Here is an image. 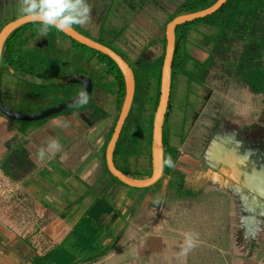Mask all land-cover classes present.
Instances as JSON below:
<instances>
[{"label":"crops","instance_id":"crops-1","mask_svg":"<svg viewBox=\"0 0 264 264\" xmlns=\"http://www.w3.org/2000/svg\"><path fill=\"white\" fill-rule=\"evenodd\" d=\"M184 1L173 7L175 12ZM87 2L91 12L88 21L77 26L80 31L114 50L132 72L142 64H148L157 75L155 65L165 53V28L170 22L169 16L174 13L166 15V10L170 9L165 5L166 0H121L120 3H125V11L133 12V18L118 13L119 0ZM18 7L19 0H0V30L21 18ZM157 17L161 24L154 26L152 23ZM39 27L32 22L18 27L21 30L14 38V46L20 45V48L14 53V66L3 62L4 43L0 49V164L15 147L23 148L32 163L31 170L20 180L11 181L0 170V179L8 188L6 192H13L18 202L26 198L35 210L49 217L51 226L61 225V233L64 231L69 235L65 238L67 241L71 239L70 232L88 218L95 204L100 201L108 205L110 211L99 219V249L97 253L89 254L92 258L85 261L86 264L97 261L103 264H196L199 249L209 242L207 235L213 233L215 226V216L208 209V202L218 196L225 199L222 174L214 164L198 161L192 153L185 155L175 147L174 167L166 175L162 170L161 177L152 185L133 188L120 182L111 174L106 162L108 145L123 103L118 111L115 79L95 54L73 46L69 39L53 32L41 35ZM192 36L191 33V41L201 44L199 37ZM70 55L77 60L73 62ZM190 80H183L182 76L171 78L170 75L169 105L165 114L168 134L173 132L168 130H173L171 124L177 120L171 115L175 106L172 101L188 115L193 109L188 101L178 104L175 100L179 93L178 83H185L181 90L186 89L189 95L195 94L201 99L199 88L203 84ZM156 81H153L155 85ZM80 91L88 94L89 101L77 108L74 100ZM153 94H147V98H153ZM149 101L148 105L151 104ZM1 109L23 115L47 113L43 118L27 121L6 116ZM150 112L144 109L146 115ZM52 139L59 142L60 148L49 153L45 160H38L36 153L41 147L46 148ZM173 144L170 138L168 146ZM143 156L147 158L144 153ZM147 170L148 160L143 170L134 173ZM177 171L184 173V179L187 176L193 188L206 195V202L199 195L195 197L197 202L175 195L165 198L167 189L177 182L174 173ZM199 203L205 205L202 204L204 210L198 209ZM217 216L220 221L217 219L216 227L221 229L225 211ZM7 218V213L0 208V264H31L30 260L24 262L23 259L29 246L18 239L14 221H7ZM186 234H191L190 248L185 243ZM100 253L102 255L96 259Z\"/></svg>","mask_w":264,"mask_h":264},{"label":"rangeland","instance_id":"rangeland-1","mask_svg":"<svg viewBox=\"0 0 264 264\" xmlns=\"http://www.w3.org/2000/svg\"><path fill=\"white\" fill-rule=\"evenodd\" d=\"M182 1L166 0L165 5L170 8L166 10V15L173 13L175 9L173 7ZM120 2L121 0L117 2L118 13L133 18V12L125 11V3ZM160 21L157 17L152 24L160 25ZM200 37L198 39L201 40ZM189 48L191 51L196 50L194 54L197 56L199 49L192 44ZM240 50L241 44H235L234 51ZM189 55L192 58L194 56L193 53ZM203 56L200 55L199 60H202ZM72 58L73 62L77 60ZM85 68L88 69V66L86 65ZM186 69L189 71V79L193 77V80H197L198 72H195V68L190 64ZM153 72L154 69L150 68L147 75L148 95L153 94L156 88L153 82L156 75ZM182 77L183 80L187 79L185 76ZM177 88L179 93L174 99L178 104L188 101L193 109L188 115L182 111L181 106H176L171 95L170 103L172 101L173 106L175 105L174 114L171 115L177 120L171 124L173 130L169 125L168 131L175 133L173 136L170 135L174 144L177 145V149L180 148L181 153L185 155L192 153L198 161L214 164L225 179V183L222 184L225 185V199L218 196L208 202L210 206L208 209L212 216H215L213 220L215 226L213 233L208 227L211 232L207 233L209 242L199 249L196 264H264V92L236 84L231 78L223 76L218 67L210 70L203 87L199 88L201 99L195 94L189 95L186 89L181 90L185 88L183 82L178 83ZM146 109L152 110V104ZM183 115H186L185 118ZM181 128L182 132L178 137L177 133ZM146 164L147 158L139 157L136 164L138 172L143 170ZM174 173L179 185L173 182L167 189L165 198L175 195L196 201L195 197L199 195L200 199L206 202V195L200 189L193 188L188 182L189 178L186 176V180L184 179V173L179 171ZM146 174L147 171L139 173L141 176ZM0 180V208L7 213V221H14L18 239L23 240L30 248L25 251L24 262L30 260L31 264H34L33 260L36 258L66 248L74 253L77 259L74 264H86L87 259L77 255V251L74 252V246L71 245L77 229L70 232L69 241L65 240L69 235H65L64 231L61 233L59 229L61 225L55 223L54 227L51 226L49 217L46 218L35 210L33 204L26 198L22 197L21 202L16 201L13 192L9 194L6 192L8 188L5 181ZM134 190L133 192L136 193ZM134 200L132 202L135 203ZM139 200L140 198L137 197V201ZM202 204H198V209L204 210ZM224 211L225 223L219 227L221 229H218L216 223L217 219L220 220L217 215ZM98 256L96 255V259ZM94 264L103 263L97 261Z\"/></svg>","mask_w":264,"mask_h":264},{"label":"trees","instance_id":"trees-1","mask_svg":"<svg viewBox=\"0 0 264 264\" xmlns=\"http://www.w3.org/2000/svg\"><path fill=\"white\" fill-rule=\"evenodd\" d=\"M216 1L185 0L179 9L169 16L168 22L176 16L207 9ZM201 28L202 30H199ZM73 29L85 36L77 26H73ZM20 30L21 28L14 30L4 42L2 48V56L5 59L3 62L9 66H14L16 63L14 61V53L19 50L20 45L14 46V38ZM50 32L69 39L75 47L95 54L99 61L106 66L107 72L113 76L118 85L117 106L119 111L125 90L123 77L116 64L108 56L79 44L62 32H57L55 29H51ZM191 33L193 34L192 38L197 37L195 34L202 35L201 37L199 36L202 38L199 40L202 45H197L195 41L189 39ZM174 34L175 45L171 63V78L185 76L189 79V71L186 68L191 64L195 68V72H198V77L197 80H193L194 78L192 77L190 81H195L201 85L205 83L210 70L218 67L223 76L231 78L236 84L250 87L257 92H264V0H226L211 15L177 26ZM237 43L241 44L239 52L234 51V45ZM49 44H52V42L49 41ZM190 44L199 49L197 50V56L194 54L196 50H189ZM109 49L112 50L111 48ZM112 51L114 52V50ZM189 53H193L196 59L194 56L192 58ZM200 55H204L202 60H199ZM232 57L234 61H232ZM162 60L163 58L155 65L157 68V81L153 98H147L146 94L149 65L142 64L138 70H133L135 83L133 101L113 152L116 169L132 179L147 178L151 174L150 145L152 123L159 99ZM149 100H151L152 110L146 115L144 109L149 104ZM165 123L166 116L162 130L163 160L171 157L174 163L175 147L177 145L168 146L169 139L174 135V132L171 134L165 133V131L167 132ZM181 132L182 128L177 133L178 137ZM143 153L147 155L148 170L146 175L141 176L138 172H136L138 175L134 172L137 170L138 158L143 156ZM116 161H118V164ZM31 168L32 163L28 159L27 152L21 147H15L0 164L1 173L11 181L20 180ZM170 169L167 166H163V175H166ZM108 211H110L109 206L99 201L89 211L88 218L75 231V238L71 242L75 249L73 251H77V255L86 258V261L92 258L88 257L89 254L97 253L99 249L97 244L98 231L101 227L99 219L102 214H107ZM75 258L71 250L62 248L54 250L43 257L36 258L33 263L74 264L77 260Z\"/></svg>","mask_w":264,"mask_h":264},{"label":"water","instance_id":"water-1","mask_svg":"<svg viewBox=\"0 0 264 264\" xmlns=\"http://www.w3.org/2000/svg\"><path fill=\"white\" fill-rule=\"evenodd\" d=\"M226 0H217L213 5L209 8L201 10L199 12L190 13V14H183L175 17L171 20L165 29V36H166V46H165V53L161 67V74H160V88H159V99L156 106V111L154 114V119L152 123V136H151V145H150V160H151V174L149 177L142 179V180H135L132 178L127 177L120 171H118L113 162H112V154L113 149L115 147L116 141L119 138L121 133L122 127L125 123L127 114L129 112L132 99L134 96V76L131 68L127 65V63L118 56L115 52L110 50L109 48L89 39L88 37L80 34L73 28L71 30H67L62 32L67 37L71 38L72 40L78 42L81 45L86 46L92 50H95L98 53L108 56L118 67L123 80H124V100L122 103V107L120 110V114L114 129V132L111 136L107 154H106V162L109 171L113 176H115L120 182L123 184L133 187V188H145L153 183H155L162 174L163 170V157H162V124L164 121V117L168 107V100H169V93H170V75H171V63L174 53V45H175V38H174V29L184 23L192 22L199 18H204L205 16L211 15L215 11H217L220 6L225 3ZM30 21L20 18L15 21H12L6 24L0 30V49L6 40V38L18 27L23 24H26ZM1 111L11 118H18L21 120H36L43 118L47 112L42 114L36 115H23V114H15L9 113L1 109ZM54 111V110H51Z\"/></svg>","mask_w":264,"mask_h":264},{"label":"clouds","instance_id":"clouds-1","mask_svg":"<svg viewBox=\"0 0 264 264\" xmlns=\"http://www.w3.org/2000/svg\"><path fill=\"white\" fill-rule=\"evenodd\" d=\"M90 12L91 8L87 0H19L18 7V15L38 24L41 35H46L51 29L64 32L71 30L73 26H83L88 21ZM88 101V94L80 91L74 100V105L80 108ZM59 148V142L52 139L47 142L46 148L41 147L38 150L36 157L43 161L49 153H55ZM162 165L174 167L171 157L164 159ZM185 243L189 248L192 246L191 234H186Z\"/></svg>","mask_w":264,"mask_h":264},{"label":"flooded vegetation","instance_id":"flooded-vegetation-1","mask_svg":"<svg viewBox=\"0 0 264 264\" xmlns=\"http://www.w3.org/2000/svg\"><path fill=\"white\" fill-rule=\"evenodd\" d=\"M8 37H9V36H8ZM8 37H7V38H8ZM7 38H6V39H7ZM5 41H6V40H5Z\"/></svg>","mask_w":264,"mask_h":264}]
</instances>
